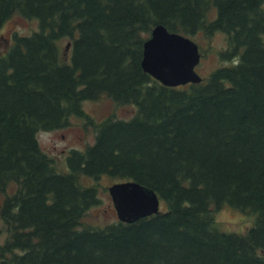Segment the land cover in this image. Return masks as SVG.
Instances as JSON below:
<instances>
[{"label": "trees", "instance_id": "obj_1", "mask_svg": "<svg viewBox=\"0 0 264 264\" xmlns=\"http://www.w3.org/2000/svg\"><path fill=\"white\" fill-rule=\"evenodd\" d=\"M15 12L39 29L15 33L0 54V190L17 183L3 204L0 264H264V0H0V28ZM157 24L224 32L219 54L229 62L201 82L162 83L141 63ZM102 95L138 111L89 116L95 142L71 149L58 169L38 132L87 115L84 100ZM81 174L135 180L166 207L132 222L84 223L101 197ZM225 204L254 223L221 228Z\"/></svg>", "mask_w": 264, "mask_h": 264}, {"label": "rangeland", "instance_id": "obj_2", "mask_svg": "<svg viewBox=\"0 0 264 264\" xmlns=\"http://www.w3.org/2000/svg\"><path fill=\"white\" fill-rule=\"evenodd\" d=\"M212 15L215 14L212 8ZM39 29V20L35 17H28L20 12H15L9 16L0 28V54L6 52L13 42V36L18 34H31ZM191 37L199 44L201 51V61L196 66V70L206 80L210 73L220 65L227 64L220 58L219 51L227 47V35L222 31H217L211 37L203 31H198ZM72 38L62 37L59 41L62 48V58L68 60L70 57V45ZM87 115L73 114L69 123L61 128L52 130H41L38 132V139L42 148L54 159L58 169L67 170V154L71 149H86L93 144L96 139L97 128L90 121L89 116L94 121L101 122L107 117L129 119L133 117L138 109L132 103H120L109 95H102L98 99H87L82 104ZM120 178L109 174H102L99 178H93L86 174L79 176L82 185H94L98 188L101 202L94 205L84 217V223L104 226L119 219L109 186ZM17 191V183L10 182L4 190H0V242L9 238L8 224L2 216L5 199ZM166 205L161 201L160 208ZM255 214L240 210L229 204L223 205L216 214L218 225L227 231L245 232L255 221Z\"/></svg>", "mask_w": 264, "mask_h": 264}, {"label": "water", "instance_id": "obj_3", "mask_svg": "<svg viewBox=\"0 0 264 264\" xmlns=\"http://www.w3.org/2000/svg\"><path fill=\"white\" fill-rule=\"evenodd\" d=\"M201 61L199 44L189 35L157 24L144 42L142 66L145 71L166 85L201 82L196 70ZM119 219L132 222L158 213L160 196L152 188L135 180L116 181L109 186Z\"/></svg>", "mask_w": 264, "mask_h": 264}]
</instances>
